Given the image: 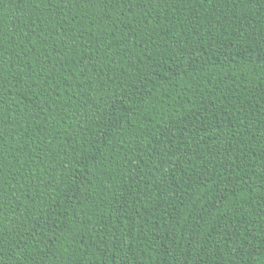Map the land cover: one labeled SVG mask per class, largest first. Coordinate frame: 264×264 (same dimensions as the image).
<instances>
[{
    "label": "trees",
    "instance_id": "obj_1",
    "mask_svg": "<svg viewBox=\"0 0 264 264\" xmlns=\"http://www.w3.org/2000/svg\"><path fill=\"white\" fill-rule=\"evenodd\" d=\"M0 264H264V0H0Z\"/></svg>",
    "mask_w": 264,
    "mask_h": 264
}]
</instances>
